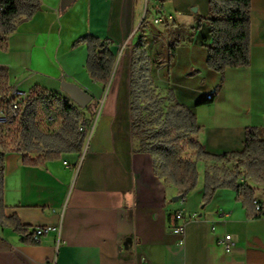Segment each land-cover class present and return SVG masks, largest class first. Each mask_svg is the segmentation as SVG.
I'll return each instance as SVG.
<instances>
[{
  "label": "crops",
  "instance_id": "0c3cea01",
  "mask_svg": "<svg viewBox=\"0 0 264 264\" xmlns=\"http://www.w3.org/2000/svg\"><path fill=\"white\" fill-rule=\"evenodd\" d=\"M207 16L208 0H77L63 12L61 0H42L40 11L9 35L0 65L8 67L13 88L29 92L40 86L62 93L66 80L60 73L51 84L47 76L11 80L12 55L29 58L41 52L49 54L44 59L49 70L62 69L71 78L67 82L89 92L100 107L81 154H66L41 167L23 165L19 153L6 156V215H17L30 233L36 227L57 230L27 245L0 226V264H264V218H248L227 189L202 206L211 164L198 163L196 189L183 202L175 201L177 189L155 175L152 157L139 151L132 138L131 45L144 20L149 22L145 35L154 86L163 96L173 91L180 104L194 111L201 127L196 138L206 151H242L248 127L258 128L264 138V0H252L247 68L220 74L208 67ZM157 19L162 22L155 24ZM182 26L190 34L183 40L176 33ZM87 34L109 40L116 55L106 88L87 73L86 45L73 48ZM174 42L178 45L170 55ZM208 95L213 100L197 105L209 101ZM249 184L264 205V186ZM177 212H183L186 223L183 244L173 230ZM226 235L235 242L231 252L221 243Z\"/></svg>",
  "mask_w": 264,
  "mask_h": 264
},
{
  "label": "trees",
  "instance_id": "16d2710c",
  "mask_svg": "<svg viewBox=\"0 0 264 264\" xmlns=\"http://www.w3.org/2000/svg\"><path fill=\"white\" fill-rule=\"evenodd\" d=\"M42 0H0V50L7 51L8 37L18 26L40 11ZM65 9H62V12ZM252 0H208L211 43L207 45L208 67L220 74L227 69L247 68L251 64ZM144 20L138 37L131 45L129 96L131 130L134 145L152 157L155 175L173 185L179 199L186 198L199 182L198 163L206 167L202 206H208L217 191L227 189L236 194L246 216L264 218V205L258 210L255 202L258 186H264V138L256 127L245 131L244 149L240 152L212 154L197 140L201 127L193 110L180 104L173 91L165 96L157 92L152 75V62L147 52ZM87 47L86 70L92 81L107 87L116 63L111 42L92 34L80 37L75 49ZM178 44L169 46L173 55ZM13 90L9 70L0 65V111L11 107ZM20 109L19 118L0 124V226L21 236L27 245H37L30 228L17 215H6L4 203L5 160L10 153L22 155L25 166L41 167L60 160L66 154L84 150L98 102L92 100L89 117L63 93L33 87ZM201 100L204 105L213 100ZM50 117L54 122H50ZM83 131H80V128ZM229 165H232L229 167Z\"/></svg>",
  "mask_w": 264,
  "mask_h": 264
},
{
  "label": "built area",
  "instance_id": "2783aa9c",
  "mask_svg": "<svg viewBox=\"0 0 264 264\" xmlns=\"http://www.w3.org/2000/svg\"><path fill=\"white\" fill-rule=\"evenodd\" d=\"M167 1V0H155L158 4ZM162 12V8L158 11V13ZM169 19H173L172 16L169 17ZM162 22L161 19H157L155 21V24ZM29 92H25L19 88H13L11 94H10V99H11V107L8 111L1 110L0 111V124H9L12 122L13 119L19 118L20 116V109L23 105L24 102L27 101L28 99V94ZM211 96V95H208ZM50 122H54V118L50 117ZM80 131H83V128H80ZM66 164V163H65ZM185 198H181L180 201H184ZM257 209L259 210L261 208V204L255 202ZM176 220H177V225L174 226V232L180 236V244L184 243V237H185V232H186V223L182 219L184 218L183 212H177L176 213ZM56 227H51V226H46V227H36L33 230V240L36 242H40L42 237L47 235L48 233L52 231H56ZM223 246L225 247L226 252H231L232 248L235 247V242L232 240L231 235H226L224 239L221 242Z\"/></svg>",
  "mask_w": 264,
  "mask_h": 264
},
{
  "label": "rangeland",
  "instance_id": "374dc122",
  "mask_svg": "<svg viewBox=\"0 0 264 264\" xmlns=\"http://www.w3.org/2000/svg\"><path fill=\"white\" fill-rule=\"evenodd\" d=\"M202 4H200L201 6ZM170 5H168L169 7ZM198 8V6H194V8ZM177 36H180V39H185L187 36H189V29H186L185 27H179L177 29ZM186 35V36H185ZM32 55V54H31ZM49 57V54H43V53H34L32 56H27L21 55L20 53H16L12 55L11 63L14 65V68H12L11 71V80H13L15 77H31V76H36V79H42L43 76H47L45 79L50 81V84L52 83L53 79H56L58 73H60V77L66 81H62L60 85L61 92L63 93L64 96L69 97L67 94H65L62 90V84L71 80L70 76H67L68 74H65L63 70H58L56 68L48 69L47 66L44 63V59H47ZM8 68V67H7ZM42 71H44V74H41ZM103 98V96H102ZM101 98V100H102ZM98 99V98H97ZM100 107V102H98V108ZM85 113L90 112L91 110V103L87 106V108L83 109ZM98 113V109L96 111V114ZM95 114V116H96ZM91 131V129H90ZM89 136L90 132L88 134V138L86 140L84 149L89 143Z\"/></svg>",
  "mask_w": 264,
  "mask_h": 264
},
{
  "label": "water",
  "instance_id": "95a60500",
  "mask_svg": "<svg viewBox=\"0 0 264 264\" xmlns=\"http://www.w3.org/2000/svg\"><path fill=\"white\" fill-rule=\"evenodd\" d=\"M76 1L77 0H61L62 9L70 7ZM194 11H196V8H194ZM62 90L81 109L87 108L93 100V96L89 92L72 82L63 83ZM178 199L177 197L174 200L177 201Z\"/></svg>",
  "mask_w": 264,
  "mask_h": 264
},
{
  "label": "bare ground",
  "instance_id": "6f19581e",
  "mask_svg": "<svg viewBox=\"0 0 264 264\" xmlns=\"http://www.w3.org/2000/svg\"><path fill=\"white\" fill-rule=\"evenodd\" d=\"M208 99H211V96H208Z\"/></svg>",
  "mask_w": 264,
  "mask_h": 264
}]
</instances>
